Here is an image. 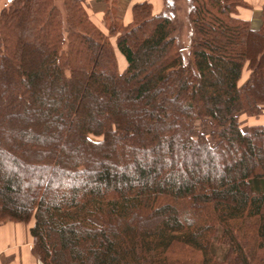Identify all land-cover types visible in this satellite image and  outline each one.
I'll return each mask as SVG.
<instances>
[{
  "label": "trees",
  "instance_id": "trees-1",
  "mask_svg": "<svg viewBox=\"0 0 264 264\" xmlns=\"http://www.w3.org/2000/svg\"><path fill=\"white\" fill-rule=\"evenodd\" d=\"M104 1L107 34L83 0L0 10V224L32 220L41 264H264V123L239 121L264 118V4L252 29L186 0L182 44L175 0Z\"/></svg>",
  "mask_w": 264,
  "mask_h": 264
},
{
  "label": "crops",
  "instance_id": "crops-1",
  "mask_svg": "<svg viewBox=\"0 0 264 264\" xmlns=\"http://www.w3.org/2000/svg\"><path fill=\"white\" fill-rule=\"evenodd\" d=\"M88 8L91 21L104 33H108L106 23L107 4L104 0H83ZM115 17L118 22L128 24L132 21V7L136 3L149 2L153 14L161 13L165 9L164 0H114ZM249 7H239L238 15L249 20L250 28L258 29L261 24L262 6L264 0H244ZM113 36V37H112ZM116 36L111 35L110 41L115 48L116 54L120 52L116 48ZM123 68L125 61L120 54ZM31 223H19L6 221L0 224V264H41L33 250V238L30 234Z\"/></svg>",
  "mask_w": 264,
  "mask_h": 264
},
{
  "label": "rangeland",
  "instance_id": "rangeland-1",
  "mask_svg": "<svg viewBox=\"0 0 264 264\" xmlns=\"http://www.w3.org/2000/svg\"><path fill=\"white\" fill-rule=\"evenodd\" d=\"M10 0H0V10L2 7L6 6L9 3ZM60 0H55L56 3H59ZM187 1L186 0H175L174 3V10L169 11V14L178 22V30H177V35H178V40L184 44L188 41V36H189V23L187 19ZM165 11V9L163 10ZM162 11V12H163ZM113 37V36H112ZM117 52V51H116ZM117 59L119 65H121V59L120 54L117 53ZM248 72L244 71L243 75L241 77L240 83H243L247 77ZM264 109V106H263ZM239 121L242 126V129H246L249 125L255 124V123H264V118L262 116L256 118L252 116L246 115L244 112L240 113L239 115ZM196 127L198 130H203L204 128L201 126L200 122H196ZM92 139H99L96 137H91ZM32 221V220H31ZM31 221L29 223H31ZM214 249L218 255V257L222 258L224 254V249L219 246L217 243L214 242Z\"/></svg>",
  "mask_w": 264,
  "mask_h": 264
}]
</instances>
